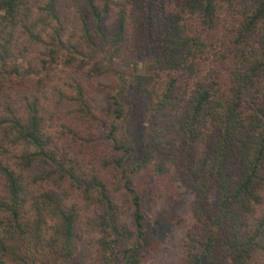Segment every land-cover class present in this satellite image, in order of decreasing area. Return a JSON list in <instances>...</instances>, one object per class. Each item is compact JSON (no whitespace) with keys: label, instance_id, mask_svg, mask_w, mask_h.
I'll list each match as a JSON object with an SVG mask.
<instances>
[{"label":"trees","instance_id":"16d2710c","mask_svg":"<svg viewBox=\"0 0 264 264\" xmlns=\"http://www.w3.org/2000/svg\"><path fill=\"white\" fill-rule=\"evenodd\" d=\"M38 61L67 67L49 95L22 70ZM104 72L119 88L101 155L81 144ZM182 188L183 264H264V0H0V264H58L81 241L138 264L143 194Z\"/></svg>","mask_w":264,"mask_h":264},{"label":"rangeland","instance_id":"374dc122","mask_svg":"<svg viewBox=\"0 0 264 264\" xmlns=\"http://www.w3.org/2000/svg\"><path fill=\"white\" fill-rule=\"evenodd\" d=\"M88 66L105 65L103 54H95L92 50H87L85 58ZM22 70H29L32 77L42 79L43 85L46 86L45 94L49 95L48 90L52 88L55 82L67 70V67L61 63L50 64L49 62L38 61V63L27 65L22 62ZM118 67V65H116ZM126 74L132 73L133 70L127 67H120ZM118 76L115 72H104L101 75L93 77L87 87L92 89V101L94 112L98 115V120L90 122V127L86 134L84 145H89L90 149H95L98 153H105V147L108 146L105 130L113 121L110 117L111 95L118 91ZM120 126L118 135L125 137L129 130L127 121H118ZM133 180L136 185H142V177L134 176ZM120 176L113 178L115 189L113 198L119 203L124 210V220L134 230L132 212L128 196L121 187ZM181 194L177 197H163L157 201L149 197L148 192L143 194V210L145 214V235L142 244L138 249V264H183V257L186 253L184 240L188 226L192 223L191 203L192 194L186 192L183 188ZM138 245L137 237L133 236L127 246ZM8 264H20L9 261ZM41 264V263H37ZM58 264H100L95 260V250L92 246L84 241L78 243L74 255L68 259H62ZM116 264H128L127 259L119 260Z\"/></svg>","mask_w":264,"mask_h":264}]
</instances>
